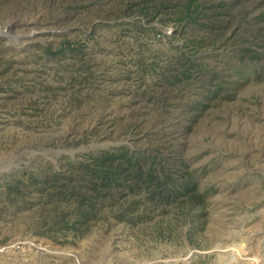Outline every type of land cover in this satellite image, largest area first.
<instances>
[{
    "label": "rangeland",
    "instance_id": "obj_1",
    "mask_svg": "<svg viewBox=\"0 0 264 264\" xmlns=\"http://www.w3.org/2000/svg\"><path fill=\"white\" fill-rule=\"evenodd\" d=\"M185 3L0 0V264H264V0ZM122 147L202 201L122 192L72 229L46 178Z\"/></svg>",
    "mask_w": 264,
    "mask_h": 264
},
{
    "label": "trees",
    "instance_id": "obj_2",
    "mask_svg": "<svg viewBox=\"0 0 264 264\" xmlns=\"http://www.w3.org/2000/svg\"><path fill=\"white\" fill-rule=\"evenodd\" d=\"M183 8L185 11L178 21L199 25L203 8L199 0H186ZM65 48L71 49V45L65 42L58 51ZM44 51L47 55L56 54V51L49 47L44 48ZM191 66L195 65L191 64ZM181 78L177 76L174 81H179ZM145 158L143 154L134 153L122 147L88 156L85 161L77 165L69 162L70 169L76 172L75 176L50 174L46 178L48 185L55 188L57 184L62 183L64 188L57 195L62 199L71 198L77 205L71 220L72 229L81 231L82 226H87L88 222L96 219L93 203H96L97 198L114 201L122 192L133 193L143 189L149 193L152 200L156 198L160 202H170L177 196L191 202L202 201L203 194L197 192L196 180L191 174L188 178H183L181 182H172L168 176L162 178L156 169H146L143 163ZM28 177L31 178L30 175ZM124 216L120 214L116 218L122 220Z\"/></svg>",
    "mask_w": 264,
    "mask_h": 264
},
{
    "label": "built area",
    "instance_id": "obj_3",
    "mask_svg": "<svg viewBox=\"0 0 264 264\" xmlns=\"http://www.w3.org/2000/svg\"><path fill=\"white\" fill-rule=\"evenodd\" d=\"M24 243H26L27 245H31V243L28 240L24 241L23 244ZM13 246H14V244L7 245V246H5L3 248H0V251H2L3 249L9 248V247H13Z\"/></svg>",
    "mask_w": 264,
    "mask_h": 264
}]
</instances>
